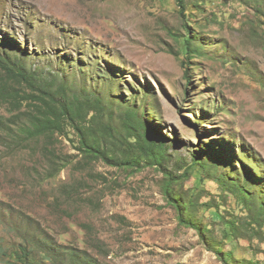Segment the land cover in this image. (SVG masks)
I'll list each match as a JSON object with an SVG mask.
<instances>
[{"label": "rangeland", "instance_id": "rangeland-1", "mask_svg": "<svg viewBox=\"0 0 264 264\" xmlns=\"http://www.w3.org/2000/svg\"><path fill=\"white\" fill-rule=\"evenodd\" d=\"M185 4L0 0L3 57L100 97L101 123L113 112L120 127L137 108L164 137L170 170L188 172L169 199L163 169L91 160L73 131L54 141L67 164L54 162L46 139L14 141L20 121L0 101V264L26 241L37 264L48 250L53 264H264V0ZM186 34L199 50L188 77ZM10 79L0 66V84Z\"/></svg>", "mask_w": 264, "mask_h": 264}, {"label": "trees", "instance_id": "trees-1", "mask_svg": "<svg viewBox=\"0 0 264 264\" xmlns=\"http://www.w3.org/2000/svg\"><path fill=\"white\" fill-rule=\"evenodd\" d=\"M176 1L183 12L186 8L185 0ZM181 41L183 65L187 69L190 57L199 50L194 48V39L190 34H186ZM0 66L4 67L12 81L0 84V101L15 107L13 117H17L20 123L15 122L11 134L21 147L29 148L37 140L46 139L44 151L49 154L48 157L66 165L65 159L58 155L54 141L60 136H70L73 131L77 137L76 148L91 160L103 159L121 168H140L144 162L160 167L168 179L165 188L167 197H177L176 187L185 180L188 172L185 170L181 174L183 167L179 168V174L170 170L168 162L171 154L164 137L150 128L149 122L137 108L130 107L122 114L120 127L114 123L113 112L109 114L107 122L101 123L99 117L102 118L106 108L100 97L70 94L66 83L54 88L42 82L23 63L11 62L1 53ZM202 158L193 155L196 164L203 165ZM189 205L193 203L188 202ZM214 211L212 207L209 208V212ZM230 223L237 227L235 223ZM48 251L50 254H46L41 263H56L55 255ZM34 253V244L26 241L19 245L12 257L16 258L15 264H37L33 259Z\"/></svg>", "mask_w": 264, "mask_h": 264}]
</instances>
